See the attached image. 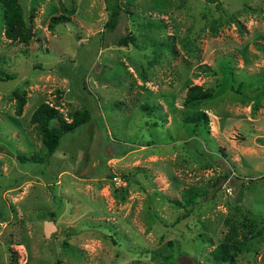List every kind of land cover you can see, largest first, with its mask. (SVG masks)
<instances>
[{
    "label": "rangeland",
    "instance_id": "rangeland-1",
    "mask_svg": "<svg viewBox=\"0 0 264 264\" xmlns=\"http://www.w3.org/2000/svg\"><path fill=\"white\" fill-rule=\"evenodd\" d=\"M110 1L20 0L29 45L6 37L0 1V264H220L234 223L222 264H264V0H118L104 35ZM62 7L75 14L50 31ZM195 85L213 96L188 109ZM42 103L92 113L52 156L31 123Z\"/></svg>",
    "mask_w": 264,
    "mask_h": 264
},
{
    "label": "trees",
    "instance_id": "trees-1",
    "mask_svg": "<svg viewBox=\"0 0 264 264\" xmlns=\"http://www.w3.org/2000/svg\"><path fill=\"white\" fill-rule=\"evenodd\" d=\"M4 9V22H5V35L12 42L29 45L33 40L35 34L33 27L25 20V14L20 0H0ZM109 18L105 24L104 35L107 32H114L120 24V17L122 14L121 7L118 0L114 3L109 2ZM75 14L74 10H69L62 7L59 15L53 16L50 19L48 29L55 31L56 27L60 24L66 23L70 17ZM33 19V18H32ZM133 43V38L130 34H124L116 38L115 44L119 47H129ZM7 80L14 79V76L9 75ZM4 80V79H3ZM16 96V111L15 115L21 117L24 114V108L27 104L26 95L20 92L15 93ZM213 96L211 89H205L202 86L195 85L188 89L184 106L192 109L197 102L204 101ZM71 121L63 119L56 106L49 103H42L33 113L31 123L35 125L41 134L42 141L47 150L48 156H52L60 146L61 140L64 135L73 133L81 126L89 123L92 120V113L89 110L79 111L71 116ZM58 121V127H53L52 122ZM188 123H194L196 130L202 126H208L210 123L209 115L203 111H198L186 118ZM118 152V151H117ZM19 160L25 162H44L41 158L36 156H20ZM252 183L255 180H251ZM200 193L194 189L186 191L185 199L187 203H191L195 198L199 197ZM250 220V219H249ZM253 221V220H252ZM255 221V220H254ZM239 228L234 223L231 225L228 233L226 234L223 242L214 249L213 256L216 262L229 263L234 261L239 254V247L241 241L239 239ZM7 264H22L16 252L11 254V259Z\"/></svg>",
    "mask_w": 264,
    "mask_h": 264
}]
</instances>
